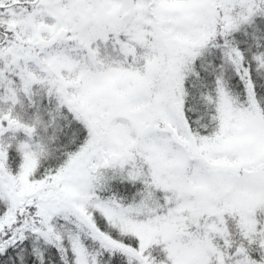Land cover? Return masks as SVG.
I'll use <instances>...</instances> for the list:
<instances>
[{
    "label": "snow or ice",
    "instance_id": "obj_1",
    "mask_svg": "<svg viewBox=\"0 0 264 264\" xmlns=\"http://www.w3.org/2000/svg\"><path fill=\"white\" fill-rule=\"evenodd\" d=\"M0 264H264V0H0Z\"/></svg>",
    "mask_w": 264,
    "mask_h": 264
}]
</instances>
